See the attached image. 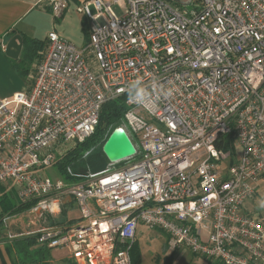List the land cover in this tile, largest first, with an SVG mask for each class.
Listing matches in <instances>:
<instances>
[{
	"label": "built area",
	"instance_id": "2783aa9c",
	"mask_svg": "<svg viewBox=\"0 0 264 264\" xmlns=\"http://www.w3.org/2000/svg\"><path fill=\"white\" fill-rule=\"evenodd\" d=\"M72 3L91 23L87 45L51 31L28 90L0 102V188L10 184L20 202L35 201L31 213L69 195L84 222L24 235L78 264H133L142 225L167 234L173 251L264 264V211L247 206L264 183V0L42 6L61 18ZM138 79L140 102L129 96ZM121 97L134 156L99 173L68 167L80 182L41 175L87 141L103 106ZM228 136L231 146L220 148Z\"/></svg>",
	"mask_w": 264,
	"mask_h": 264
},
{
	"label": "rangeland",
	"instance_id": "374dc122",
	"mask_svg": "<svg viewBox=\"0 0 264 264\" xmlns=\"http://www.w3.org/2000/svg\"><path fill=\"white\" fill-rule=\"evenodd\" d=\"M173 5L178 6L175 4ZM181 8L184 7L181 6ZM112 9L118 16L122 15V9L118 5H114ZM51 15L53 16V20L51 22L52 31L55 30L60 36L70 40L79 48L87 45L89 41L88 34L91 23L88 19L83 18L75 11L74 3L70 5L69 12H67L63 17L56 18L53 14ZM2 58H0V94L10 96L11 98L14 95V92H24L28 90L31 84L29 77L32 72V70H30L32 66V56L27 55V52H24L18 59L9 58L10 60H7L5 57ZM29 70L30 72L28 74ZM127 130L129 131L128 128ZM131 137L134 142L136 141V138H138L133 134H131ZM124 165L125 163L123 165H117V167L122 168ZM41 175L48 177L53 181L60 179L71 183L80 182L77 178L75 181L65 180V176L62 173H59L56 166L43 169L41 171ZM261 185V192H259L255 199L247 205L252 211H264V207H262V205H264V184ZM7 187H10V184H8ZM49 201H52V199ZM59 201L60 204L58 203L53 205L50 208L51 211L47 209L40 210L35 213L26 211L14 216L6 215L5 217L9 218L6 222L3 220V227L0 228V246L5 244L6 240H12V235H24L43 227H70L71 225L81 224L84 222V220H80V211H78V206L75 205V201L71 196L63 195L59 198ZM64 209L68 214L67 221L63 224L51 223L53 220L58 221L59 218L63 216L61 213H63ZM137 239L138 243L136 241L135 245L137 246L136 248L140 250L139 252L141 256L139 264L208 263V259L203 258L200 255L193 254L187 248H179L175 251L169 249L167 234L160 232L159 230L147 229L144 226H140L138 229ZM52 259L57 260L55 264H62L64 260L66 261L68 259V256L67 253L61 252V250H55L54 255L52 254ZM74 262L78 264L76 261Z\"/></svg>",
	"mask_w": 264,
	"mask_h": 264
},
{
	"label": "trees",
	"instance_id": "16d2710c",
	"mask_svg": "<svg viewBox=\"0 0 264 264\" xmlns=\"http://www.w3.org/2000/svg\"><path fill=\"white\" fill-rule=\"evenodd\" d=\"M85 23V21H84ZM47 42V41H46ZM46 49L41 41L31 39L25 40V50L27 55L32 56V62L40 61ZM31 62V63H32ZM127 110L126 98L121 97L107 102L101 111L99 125L94 134L84 143L78 145L56 164L60 174L65 176L67 181H75L68 175L67 168L70 167L76 174L99 173L106 170L110 164L103 152V146L110 137L113 130L123 125L124 113ZM226 147L220 145V148H229L232 137L228 136ZM80 180V179H79ZM35 201L22 203L16 193L12 190L7 191L6 187L0 188V228L3 227V219L6 215L14 216L30 210ZM63 216L58 221H51L53 224H63L67 221V212L63 210ZM68 223V222H67ZM37 235L17 236L10 241L6 240V250L12 261V264H52V249L38 246ZM136 244V243H135ZM135 245L132 251L133 264H139L141 261L140 250ZM62 264H76L71 258L63 261ZM207 264H220L208 260Z\"/></svg>",
	"mask_w": 264,
	"mask_h": 264
},
{
	"label": "crops",
	"instance_id": "0c3cea01",
	"mask_svg": "<svg viewBox=\"0 0 264 264\" xmlns=\"http://www.w3.org/2000/svg\"><path fill=\"white\" fill-rule=\"evenodd\" d=\"M43 1L44 0H0V58L5 57V59L10 60L9 57L5 55V47L15 35H21L24 40V46L20 56L24 53L26 39L41 41L44 45L46 44L47 36L52 31L51 22L53 16L51 15L52 12L50 8H44L42 6ZM34 63L35 61L32 62L30 70L33 68ZM17 93L19 92H14V95ZM13 96L10 98V96L0 94V102L11 100ZM5 187L7 191L12 190L10 187ZM261 188L262 185L259 192H261ZM13 193L15 194V191H13ZM75 205L77 206L76 202ZM141 227L143 226L141 225ZM5 246L6 244L0 246V264H12ZM52 251L54 255L55 250ZM56 262L57 260H52L53 264Z\"/></svg>",
	"mask_w": 264,
	"mask_h": 264
},
{
	"label": "water",
	"instance_id": "95a60500",
	"mask_svg": "<svg viewBox=\"0 0 264 264\" xmlns=\"http://www.w3.org/2000/svg\"><path fill=\"white\" fill-rule=\"evenodd\" d=\"M24 46L21 35H15L5 47V54L12 59H18ZM103 152L109 162L118 163L125 161L136 154V148L127 131L123 127L113 130L103 146Z\"/></svg>",
	"mask_w": 264,
	"mask_h": 264
},
{
	"label": "clouds",
	"instance_id": "9594fccd",
	"mask_svg": "<svg viewBox=\"0 0 264 264\" xmlns=\"http://www.w3.org/2000/svg\"><path fill=\"white\" fill-rule=\"evenodd\" d=\"M166 95L171 96L172 90H169ZM129 96L131 99L135 101H142L144 99V89L142 86V82L138 79L135 82H133L129 87ZM264 207V205H262Z\"/></svg>",
	"mask_w": 264,
	"mask_h": 264
}]
</instances>
